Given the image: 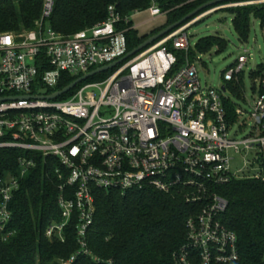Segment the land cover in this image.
Segmentation results:
<instances>
[{
    "label": "built area",
    "instance_id": "2783aa9c",
    "mask_svg": "<svg viewBox=\"0 0 264 264\" xmlns=\"http://www.w3.org/2000/svg\"><path fill=\"white\" fill-rule=\"evenodd\" d=\"M261 4L264 0H248L210 8L106 71L104 79H89L55 100L46 98L58 92L62 77L78 79L127 56V29L117 26L129 18L121 19L110 6L102 24L64 36L44 25L54 7L53 0H44L36 30L1 33L0 150L26 156L17 158L15 171L0 175V231L11 220L9 206L20 181L35 168L32 156H40L58 165L61 222L47 227L49 240L63 243L64 229L76 213L77 242L89 254L85 235L93 223L95 189L179 191L195 205L179 264L237 261L236 234L222 221L228 202L217 188L234 180L264 181V66L253 86L252 127L238 137L243 110L234 106L229 116L222 103L224 86L218 91L202 87L195 64L186 60L177 66L175 52L189 51L185 31L201 18L219 9ZM147 11L152 19L163 14L156 4ZM246 63L239 56L224 81L238 80ZM236 157L242 161L239 169L231 166Z\"/></svg>",
    "mask_w": 264,
    "mask_h": 264
},
{
    "label": "trees",
    "instance_id": "16d2710c",
    "mask_svg": "<svg viewBox=\"0 0 264 264\" xmlns=\"http://www.w3.org/2000/svg\"><path fill=\"white\" fill-rule=\"evenodd\" d=\"M209 1L53 0L52 14L44 25L64 36L73 35L102 24L107 20L108 8L113 6L121 19L129 18L127 24L123 20L117 28L127 29V49L131 52L148 37ZM43 2L0 0V34L36 30L37 22L41 21ZM152 4L165 13L167 23L149 35H139L130 17L147 11ZM226 11L232 15V27L240 40L247 39L251 17L264 22V4ZM225 46V40L219 36L201 38L187 53L175 52L177 66L183 65L186 60L192 62L195 56L205 54L214 47L222 51ZM260 69L251 77L256 78ZM102 76L90 81L100 80ZM75 79L62 77L55 90L63 89ZM225 83V92L230 91L236 98H242L239 80ZM222 103L226 113L233 118L235 105L226 97L222 98ZM22 156L26 154L0 150V175L15 171L17 158ZM32 158L35 168L20 181L9 206L11 220L5 230L0 231V264H62L60 261H67L72 256L75 259L71 264H179L178 259L187 243L186 223L194 217L195 211V205L188 203L183 193L163 194L146 188L121 194L95 189L93 223L85 235L89 254H84L77 242L76 213L64 229L63 243L46 238L47 227L61 222L57 204L59 181L54 173L58 165L52 159ZM217 193L228 202L222 221L237 237L239 258L227 264H264V181L234 180L218 187Z\"/></svg>",
    "mask_w": 264,
    "mask_h": 264
},
{
    "label": "rangeland",
    "instance_id": "374dc122",
    "mask_svg": "<svg viewBox=\"0 0 264 264\" xmlns=\"http://www.w3.org/2000/svg\"><path fill=\"white\" fill-rule=\"evenodd\" d=\"M228 9H219L201 18L191 24L185 33L188 36L191 48L196 45L199 39L208 36H219L226 42V46L222 51H218L214 47L205 54L195 56L192 60L202 87L218 91L227 84L224 81L225 73L236 68L238 57L245 56L247 58V63L238 77L242 85L240 89L242 98H236L230 91L223 92V97L229 98L236 107L242 109L245 113L239 120L240 128L237 130V136L239 137L248 134L252 127V120L249 118L248 113L251 111V101L255 96L256 88L253 87L255 78H252L251 74L264 66V31L261 21L251 17L247 39L240 40L232 27V15L226 11ZM130 20L139 35H149L151 31L161 28L167 23V16L163 13L152 19L148 11H142L132 14ZM108 74L109 72L100 74L103 76L99 79H104ZM241 163V159L236 157V161L232 162L231 166L239 169Z\"/></svg>",
    "mask_w": 264,
    "mask_h": 264
},
{
    "label": "water",
    "instance_id": "95a60500",
    "mask_svg": "<svg viewBox=\"0 0 264 264\" xmlns=\"http://www.w3.org/2000/svg\"><path fill=\"white\" fill-rule=\"evenodd\" d=\"M240 1H248V0H211V1H209L203 5L199 6L197 9H195L194 11H192L191 13L186 15L181 20L167 26L166 28L159 31L157 34H154V35L148 37L138 47H136L134 50L129 52L127 54V56L125 58H123L122 60H119L118 62H115V63L110 64L108 66L98 68V69L76 79L71 84H69L68 86L64 87L63 89H61L60 91L56 92L55 94L49 96L46 99H48V100L58 99L64 95H66L68 92L72 91L73 89H75L81 83H83V82H85L91 78H94L95 76H97L101 73H104L106 71H109V70L115 68L116 66H118L122 62H124L125 60H127V59L135 56L136 54L146 50L147 48L151 47L152 45H154L155 43H157L158 41H160L162 38L166 37L170 33H172L174 31L184 27L185 25L189 24L196 17H198L200 14H202L204 11L208 10L209 8H213L214 6L221 5V4L240 2ZM221 90L224 92L225 91L224 87H222Z\"/></svg>",
    "mask_w": 264,
    "mask_h": 264
}]
</instances>
